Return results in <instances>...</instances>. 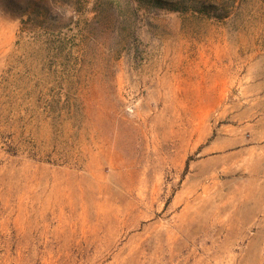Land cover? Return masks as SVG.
Instances as JSON below:
<instances>
[{
  "label": "rangeland",
  "instance_id": "rangeland-1",
  "mask_svg": "<svg viewBox=\"0 0 264 264\" xmlns=\"http://www.w3.org/2000/svg\"><path fill=\"white\" fill-rule=\"evenodd\" d=\"M0 264H264V0H0Z\"/></svg>",
  "mask_w": 264,
  "mask_h": 264
}]
</instances>
